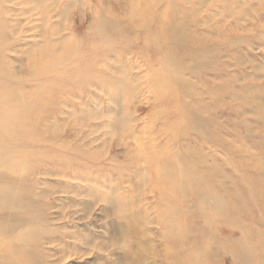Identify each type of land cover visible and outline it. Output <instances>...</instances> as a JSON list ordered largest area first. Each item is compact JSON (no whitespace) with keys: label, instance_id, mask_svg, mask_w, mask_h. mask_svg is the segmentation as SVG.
I'll return each instance as SVG.
<instances>
[{"label":"rangeland","instance_id":"1","mask_svg":"<svg viewBox=\"0 0 264 264\" xmlns=\"http://www.w3.org/2000/svg\"><path fill=\"white\" fill-rule=\"evenodd\" d=\"M135 1L62 0L66 12L59 22H51L55 29L62 30L64 37H80L89 27L96 7L125 20L129 11L137 12L133 9ZM49 3L55 8V0ZM142 4L153 9V21L166 8L145 0ZM33 8L26 6L25 12L34 14ZM167 8L164 19L174 21L178 40H185L188 53L195 57L189 64L191 69L176 75L172 87L178 93L176 99L156 98L150 85L155 77V67L150 66L148 57L152 53L147 54L138 41V32L133 31L131 48L127 46L122 56H112L109 62L111 71L120 70L131 80L128 91L118 97L119 107L113 112L117 119L114 128L106 125L108 116L90 114L106 107L108 99L104 95L94 101L87 95L76 101L81 111L78 121V117L67 119L63 110L57 117L51 113L44 115L49 129L59 128L69 145L75 143L81 148L77 159L66 157L65 161H78L90 168L97 185L90 192L54 173L31 178L36 181V197L43 203L44 212L41 223L45 229L32 252L37 263L177 264L175 252L168 244V231L162 225L161 216L168 213L159 206L142 160L146 148L163 147L166 153L179 156L175 162L180 168L192 166L202 177L211 175L222 185L226 201L227 197L234 198L232 193L240 186L238 196L243 202L235 200L234 205L238 208L237 216L247 219L240 212L241 208L246 212L247 206L241 204L247 203V199L241 192L247 182L241 180L238 164L247 167V173L252 175L255 161L251 155L264 163V0H171ZM143 13L139 15L143 17ZM136 17L133 22L138 21ZM21 20L25 31L41 24H28L29 15ZM8 34L12 36L11 31ZM210 54L214 55L213 62L197 59ZM158 59L160 68L166 71L164 58ZM1 60L8 66L13 63L12 73L17 75L25 74L23 68L27 70L29 61L19 60L10 51ZM89 91L98 92L95 87H89ZM174 104L186 107L190 119L186 131L171 133L166 126L177 123L179 115L166 114L164 122L158 116L160 108L169 113ZM47 152L57 158L56 150ZM89 153L93 156L89 157ZM87 159H92L91 165ZM106 193L112 197V204L103 200ZM182 209L189 216L184 222L188 246L199 245L201 236L207 240L208 264H229L228 257L218 251L217 242L210 238L213 225L197 216L199 209L208 208L189 199L182 202ZM251 211L261 217L256 209ZM247 228L254 231L248 243L264 250V224L257 222ZM227 230L224 226L216 228L220 236H225Z\"/></svg>","mask_w":264,"mask_h":264},{"label":"bare ground","instance_id":"2","mask_svg":"<svg viewBox=\"0 0 264 264\" xmlns=\"http://www.w3.org/2000/svg\"><path fill=\"white\" fill-rule=\"evenodd\" d=\"M145 1L151 5H166L161 14H157L158 20L153 21V9L142 4V0L135 1L133 9L137 12L129 11L125 20L102 13L96 7L89 27L80 37H64L62 30L55 29L51 22L53 19L59 22L65 14L62 0H55V8L51 7L50 0H0V264H39L32 252L45 229L41 223L44 212L43 203L36 197V181L31 178L54 173L74 182V186L90 192L96 190L90 168L78 161H65L66 157L77 159L81 154L80 146L69 145L59 128L58 131L49 129L44 115L51 113L57 117L63 110L67 119H75L81 116L76 101L86 95L91 101L96 97L102 99L104 95L108 99L106 107L102 112L91 111L90 114L108 116L106 125L114 128L117 119L113 112L119 107L118 97L128 91L131 80L120 70L111 71L109 62L112 56H122L127 46L131 48L134 42L130 38L131 32H138L140 45L147 54L152 53L148 57L150 66L155 67V77L150 85L157 93L156 98L173 100L178 97L172 90L176 75L191 69L189 64L195 57L188 53L187 42L178 40L174 21L164 19L171 0ZM29 5L34 7L31 10L34 14L25 12ZM139 12H144V16ZM26 15H29L28 24L37 21L41 24L25 31L21 17ZM136 15L138 21L133 22ZM9 51L15 52L19 60H29L27 70L23 68L25 74H14L13 63H9L10 66L2 63L1 58ZM158 56L164 58L166 71L160 68ZM197 59L213 62L214 55ZM18 67L22 68L21 65ZM89 87H95L98 92H90ZM159 111L158 116L163 117V122L166 114L169 117L174 113L179 115L177 123L166 124L171 133L189 129L190 119L185 106L174 104L169 113L163 108ZM52 120L55 121V117ZM48 150H56L57 158L50 157ZM89 154V157L93 156V153ZM177 157L160 147L146 148L142 159L147 165L159 206L168 213L161 218L168 231V244L175 252V263L208 264L209 261L205 258L208 255L205 238L198 237L197 246L201 247H190L186 241L188 232L184 222L189 216L182 209V202L194 199L200 206L208 208V211L199 209L197 216L213 225L210 238L217 242L218 251L228 257L229 264H261L264 250L248 243L254 231L247 226L257 222L264 224V163L251 155L255 161L252 175L247 173V167L238 164L241 180L247 182L246 189L241 192L247 199V203L241 204L247 206L246 212L240 210L247 218L243 220L240 214L237 216L238 208L234 205L235 200L243 202L238 196L240 186L232 193L234 198L227 197L226 201L222 185L211 175L202 177L192 166L180 168L175 162ZM87 163L91 165L92 159H87ZM103 200L106 204L113 202L107 193ZM251 209L260 212L261 217L252 215ZM222 226L228 229L225 236L216 231Z\"/></svg>","mask_w":264,"mask_h":264}]
</instances>
